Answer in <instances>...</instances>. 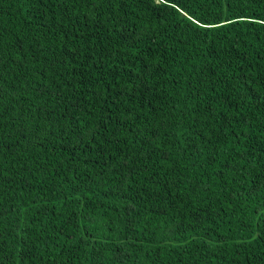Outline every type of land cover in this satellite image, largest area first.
Masks as SVG:
<instances>
[{"label": "trees", "instance_id": "obj_1", "mask_svg": "<svg viewBox=\"0 0 264 264\" xmlns=\"http://www.w3.org/2000/svg\"><path fill=\"white\" fill-rule=\"evenodd\" d=\"M0 264H264V0H0Z\"/></svg>", "mask_w": 264, "mask_h": 264}, {"label": "snow or ice", "instance_id": "obj_2", "mask_svg": "<svg viewBox=\"0 0 264 264\" xmlns=\"http://www.w3.org/2000/svg\"><path fill=\"white\" fill-rule=\"evenodd\" d=\"M157 2L159 3V2H162V0H157Z\"/></svg>", "mask_w": 264, "mask_h": 264}]
</instances>
